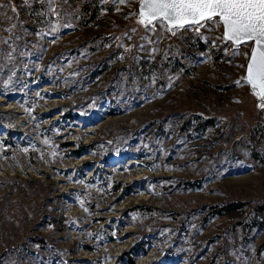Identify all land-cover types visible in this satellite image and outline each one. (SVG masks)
<instances>
[{"label": "rangeland", "instance_id": "374dc122", "mask_svg": "<svg viewBox=\"0 0 264 264\" xmlns=\"http://www.w3.org/2000/svg\"><path fill=\"white\" fill-rule=\"evenodd\" d=\"M138 3L0 0V264H264L251 44Z\"/></svg>", "mask_w": 264, "mask_h": 264}, {"label": "snow or ice", "instance_id": "6c2138e0", "mask_svg": "<svg viewBox=\"0 0 264 264\" xmlns=\"http://www.w3.org/2000/svg\"><path fill=\"white\" fill-rule=\"evenodd\" d=\"M137 18L152 28L163 23L172 32L186 26L198 30L207 23L221 27V40L237 50L251 44L244 53L248 59L243 79L264 100V0H139ZM259 106L264 108V103Z\"/></svg>", "mask_w": 264, "mask_h": 264}, {"label": "trees", "instance_id": "16d2710c", "mask_svg": "<svg viewBox=\"0 0 264 264\" xmlns=\"http://www.w3.org/2000/svg\"><path fill=\"white\" fill-rule=\"evenodd\" d=\"M243 205H244V202H231L230 204L225 206V208L223 209V211H221V213L233 212L236 209L243 207ZM262 209L264 210V205Z\"/></svg>", "mask_w": 264, "mask_h": 264}, {"label": "water", "instance_id": "95a60500", "mask_svg": "<svg viewBox=\"0 0 264 264\" xmlns=\"http://www.w3.org/2000/svg\"><path fill=\"white\" fill-rule=\"evenodd\" d=\"M139 4V3H138ZM137 13H138V6H137ZM245 72H246V69H245Z\"/></svg>", "mask_w": 264, "mask_h": 264}]
</instances>
